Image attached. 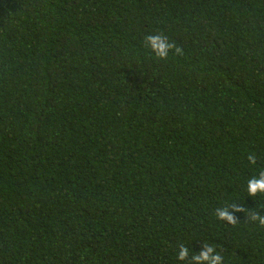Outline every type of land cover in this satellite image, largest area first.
I'll return each mask as SVG.
<instances>
[{"label":"trees","instance_id":"trees-1","mask_svg":"<svg viewBox=\"0 0 264 264\" xmlns=\"http://www.w3.org/2000/svg\"><path fill=\"white\" fill-rule=\"evenodd\" d=\"M262 171L264 0H0V264H264Z\"/></svg>","mask_w":264,"mask_h":264},{"label":"clouds","instance_id":"clouds-1","mask_svg":"<svg viewBox=\"0 0 264 264\" xmlns=\"http://www.w3.org/2000/svg\"><path fill=\"white\" fill-rule=\"evenodd\" d=\"M148 45L153 50L154 54L161 58L165 59L170 55L169 49L173 48L174 45L167 42V38L163 37L160 34L148 35L145 37ZM176 51L179 52L180 49L176 48ZM249 160H251V155L249 156ZM247 192L250 196H255L257 193H264V171L259 173L258 178H252L248 180L247 184ZM233 208L236 209V206L233 205ZM220 218H226L230 223H235L233 217L227 214L225 211L219 212ZM260 223L264 225V217H260ZM213 249L208 247L206 251H202L199 255H195L193 258L197 261L206 260L209 264H219L221 257L218 255L209 256V253L212 252ZM188 249L181 247L179 252L177 253V258L180 260L185 259L187 256Z\"/></svg>","mask_w":264,"mask_h":264}]
</instances>
